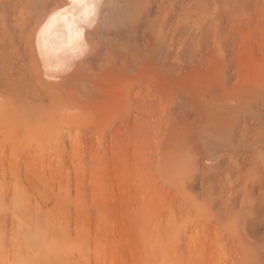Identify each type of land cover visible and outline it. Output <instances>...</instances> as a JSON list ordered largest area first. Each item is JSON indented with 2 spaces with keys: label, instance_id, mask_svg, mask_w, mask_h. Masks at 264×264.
<instances>
[{
  "label": "bare ground",
  "instance_id": "1",
  "mask_svg": "<svg viewBox=\"0 0 264 264\" xmlns=\"http://www.w3.org/2000/svg\"><path fill=\"white\" fill-rule=\"evenodd\" d=\"M0 264H264V0H0Z\"/></svg>",
  "mask_w": 264,
  "mask_h": 264
}]
</instances>
